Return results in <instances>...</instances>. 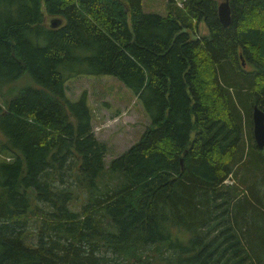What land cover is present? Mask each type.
Masks as SVG:
<instances>
[{
  "label": "trees",
  "instance_id": "obj_1",
  "mask_svg": "<svg viewBox=\"0 0 264 264\" xmlns=\"http://www.w3.org/2000/svg\"><path fill=\"white\" fill-rule=\"evenodd\" d=\"M216 6L0 0V264H264V0H229L227 26ZM80 73L151 118L106 166L85 92L64 93Z\"/></svg>",
  "mask_w": 264,
  "mask_h": 264
},
{
  "label": "rangeland",
  "instance_id": "obj_2",
  "mask_svg": "<svg viewBox=\"0 0 264 264\" xmlns=\"http://www.w3.org/2000/svg\"><path fill=\"white\" fill-rule=\"evenodd\" d=\"M142 11L144 13L155 12L159 15L166 14L167 0H140ZM219 1L222 0H218ZM42 5V4H41ZM45 24L48 26L50 20L54 18L47 17L44 5L41 6ZM56 23V22H55ZM208 27L204 21L198 22L197 32H190L191 35L207 34ZM239 60V59H238ZM244 60V59H243ZM240 61V60H239ZM243 66L251 68L252 66L244 60ZM65 91L67 96L76 99L83 90L86 96V103L90 108L91 127L97 138L107 144L104 153L106 166L109 160L127 149L134 140L141 136L145 126L151 123V118L145 111L143 103L136 96L134 90L122 82V80L109 73L103 74H83L68 76L65 79ZM18 82H23L18 80ZM252 111V110H251ZM0 140L2 136L0 135ZM244 152V151H243ZM228 183L233 181L232 177L226 179ZM41 207H44L39 201ZM39 215L33 213L27 220L28 225L25 227L27 241L31 243L35 240L36 221Z\"/></svg>",
  "mask_w": 264,
  "mask_h": 264
},
{
  "label": "water",
  "instance_id": "obj_3",
  "mask_svg": "<svg viewBox=\"0 0 264 264\" xmlns=\"http://www.w3.org/2000/svg\"><path fill=\"white\" fill-rule=\"evenodd\" d=\"M216 10L218 11V21L222 23V25L227 26L231 14L229 10V0L219 1ZM51 24L54 25L56 23L53 21ZM243 63L244 60H242V64ZM251 110L252 136L257 144L256 146L261 147L264 145V111L258 103H254Z\"/></svg>",
  "mask_w": 264,
  "mask_h": 264
},
{
  "label": "built area",
  "instance_id": "obj_4",
  "mask_svg": "<svg viewBox=\"0 0 264 264\" xmlns=\"http://www.w3.org/2000/svg\"><path fill=\"white\" fill-rule=\"evenodd\" d=\"M179 5H182L183 1L185 0H176Z\"/></svg>",
  "mask_w": 264,
  "mask_h": 264
},
{
  "label": "bare ground",
  "instance_id": "obj_5",
  "mask_svg": "<svg viewBox=\"0 0 264 264\" xmlns=\"http://www.w3.org/2000/svg\"><path fill=\"white\" fill-rule=\"evenodd\" d=\"M175 3H177V1L176 0H173ZM251 114H252V111H251ZM251 118H252V116H251ZM254 139V138H253ZM255 141V140H254ZM256 143V142H255ZM257 145V144H256ZM264 146V145H263ZM262 147V146H261ZM259 148V147H258Z\"/></svg>",
  "mask_w": 264,
  "mask_h": 264
}]
</instances>
